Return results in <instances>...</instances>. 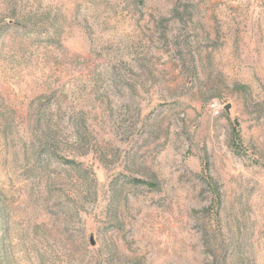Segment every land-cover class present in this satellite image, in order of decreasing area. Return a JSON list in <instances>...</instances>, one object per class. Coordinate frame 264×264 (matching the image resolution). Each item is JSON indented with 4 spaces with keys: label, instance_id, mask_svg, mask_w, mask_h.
Instances as JSON below:
<instances>
[{
    "label": "rangeland",
    "instance_id": "obj_1",
    "mask_svg": "<svg viewBox=\"0 0 264 264\" xmlns=\"http://www.w3.org/2000/svg\"><path fill=\"white\" fill-rule=\"evenodd\" d=\"M0 264H264V0H0Z\"/></svg>",
    "mask_w": 264,
    "mask_h": 264
},
{
    "label": "water",
    "instance_id": "obj_2",
    "mask_svg": "<svg viewBox=\"0 0 264 264\" xmlns=\"http://www.w3.org/2000/svg\"><path fill=\"white\" fill-rule=\"evenodd\" d=\"M229 107H230L229 104H227V105L224 106V109H225V111H226L227 113L229 112ZM91 243H92V242H91Z\"/></svg>",
    "mask_w": 264,
    "mask_h": 264
},
{
    "label": "trees",
    "instance_id": "obj_3",
    "mask_svg": "<svg viewBox=\"0 0 264 264\" xmlns=\"http://www.w3.org/2000/svg\"><path fill=\"white\" fill-rule=\"evenodd\" d=\"M137 183H138V181H137Z\"/></svg>",
    "mask_w": 264,
    "mask_h": 264
}]
</instances>
